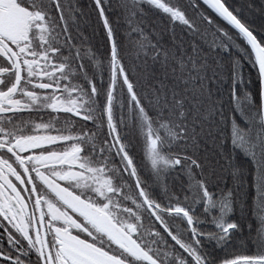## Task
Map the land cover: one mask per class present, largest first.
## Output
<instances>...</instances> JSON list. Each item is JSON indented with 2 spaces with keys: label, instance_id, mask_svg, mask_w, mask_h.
Segmentation results:
<instances>
[{
  "label": "snow or ice",
  "instance_id": "1",
  "mask_svg": "<svg viewBox=\"0 0 264 264\" xmlns=\"http://www.w3.org/2000/svg\"><path fill=\"white\" fill-rule=\"evenodd\" d=\"M0 8V264H264V0Z\"/></svg>",
  "mask_w": 264,
  "mask_h": 264
},
{
  "label": "trees",
  "instance_id": "2",
  "mask_svg": "<svg viewBox=\"0 0 264 264\" xmlns=\"http://www.w3.org/2000/svg\"><path fill=\"white\" fill-rule=\"evenodd\" d=\"M241 5H246L251 2V0H237ZM245 18L249 25L253 27L258 33H264V20H262L255 12H251L245 9Z\"/></svg>",
  "mask_w": 264,
  "mask_h": 264
},
{
  "label": "rangeland",
  "instance_id": "3",
  "mask_svg": "<svg viewBox=\"0 0 264 264\" xmlns=\"http://www.w3.org/2000/svg\"><path fill=\"white\" fill-rule=\"evenodd\" d=\"M22 10H19L17 12V16L20 14ZM5 23V16H4V11L2 8H0V26H2Z\"/></svg>",
  "mask_w": 264,
  "mask_h": 264
},
{
  "label": "water",
  "instance_id": "4",
  "mask_svg": "<svg viewBox=\"0 0 264 264\" xmlns=\"http://www.w3.org/2000/svg\"><path fill=\"white\" fill-rule=\"evenodd\" d=\"M262 53H264V50H262Z\"/></svg>",
  "mask_w": 264,
  "mask_h": 264
}]
</instances>
